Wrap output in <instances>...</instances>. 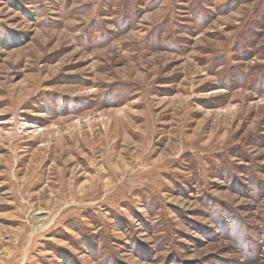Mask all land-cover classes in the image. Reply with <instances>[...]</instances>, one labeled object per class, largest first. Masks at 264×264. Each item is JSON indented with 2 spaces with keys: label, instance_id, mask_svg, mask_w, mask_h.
<instances>
[{
  "label": "rangeland",
  "instance_id": "obj_1",
  "mask_svg": "<svg viewBox=\"0 0 264 264\" xmlns=\"http://www.w3.org/2000/svg\"><path fill=\"white\" fill-rule=\"evenodd\" d=\"M261 68L264 0H0V264H264Z\"/></svg>",
  "mask_w": 264,
  "mask_h": 264
},
{
  "label": "trees",
  "instance_id": "obj_2",
  "mask_svg": "<svg viewBox=\"0 0 264 264\" xmlns=\"http://www.w3.org/2000/svg\"><path fill=\"white\" fill-rule=\"evenodd\" d=\"M242 49L241 48H238V53H239V56L241 57V58H243L242 57V51H241ZM236 71V70H235ZM231 72V71H230ZM230 72H228V73H230ZM234 72V71H233ZM236 73V72H235ZM264 74V68L262 69L261 68V70L259 69V72H257V78L258 79H260V77L262 76ZM231 76H226L225 78H223V79H220L221 80V83L223 84V85H221L222 86V88L223 89H227V88H229L230 86H232L231 85V83L233 82V81H236L237 83L240 81V80H242L241 79V75L239 74V73H236V74H234L233 75V79H231L230 78ZM233 80V81H232ZM262 83H264V80H262L261 81ZM238 84H240V83H238ZM262 89V88H261ZM261 92H263V89H262V91ZM242 247V246H241Z\"/></svg>",
  "mask_w": 264,
  "mask_h": 264
},
{
  "label": "bare ground",
  "instance_id": "obj_3",
  "mask_svg": "<svg viewBox=\"0 0 264 264\" xmlns=\"http://www.w3.org/2000/svg\"><path fill=\"white\" fill-rule=\"evenodd\" d=\"M36 220H38V221H39V220H40V217H37V218H36Z\"/></svg>",
  "mask_w": 264,
  "mask_h": 264
}]
</instances>
